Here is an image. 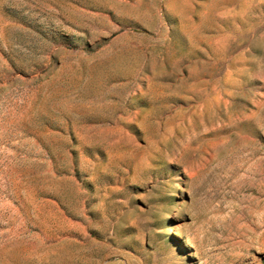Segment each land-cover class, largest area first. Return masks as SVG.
Listing matches in <instances>:
<instances>
[{"label": "rangeland", "instance_id": "374dc122", "mask_svg": "<svg viewBox=\"0 0 264 264\" xmlns=\"http://www.w3.org/2000/svg\"><path fill=\"white\" fill-rule=\"evenodd\" d=\"M0 264H264V0H0Z\"/></svg>", "mask_w": 264, "mask_h": 264}]
</instances>
